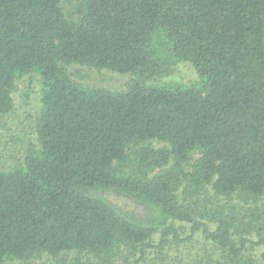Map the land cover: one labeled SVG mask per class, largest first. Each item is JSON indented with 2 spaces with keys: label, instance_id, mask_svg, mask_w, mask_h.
<instances>
[{
  "label": "trees",
  "instance_id": "obj_1",
  "mask_svg": "<svg viewBox=\"0 0 264 264\" xmlns=\"http://www.w3.org/2000/svg\"><path fill=\"white\" fill-rule=\"evenodd\" d=\"M69 2L0 0V123L15 79L41 82L38 148L0 171V264L70 255L55 263L146 264L169 256L184 229L217 254L167 264H258L264 0H80L73 19ZM154 38L202 85L86 90L68 73L80 65L156 76Z\"/></svg>",
  "mask_w": 264,
  "mask_h": 264
},
{
  "label": "rangeland",
  "instance_id": "obj_2",
  "mask_svg": "<svg viewBox=\"0 0 264 264\" xmlns=\"http://www.w3.org/2000/svg\"><path fill=\"white\" fill-rule=\"evenodd\" d=\"M79 1L70 0L66 5L65 13L70 19H73L76 4ZM152 46L163 63L161 72L156 76L122 75L107 69H95L80 65L70 66L68 73L76 84L86 90L102 89L110 92H120L136 81L151 86L202 85V79L193 67L189 63L175 59L169 46L163 40L154 38ZM40 91V78L35 73L22 75L15 79V88L12 92L13 110L2 117L0 123V171H9L19 167L26 155L37 150L38 144L34 133V125L41 110ZM154 145L160 146L158 143ZM108 199L124 211L132 212L142 218L145 216V209L142 206L126 203L116 195H110ZM217 200L223 203L221 198H217ZM261 205L264 206V199L261 201ZM181 239L182 243L173 246L172 250L169 251V256L163 257L162 255L152 254L146 264H155L156 257L159 258L156 260V264L159 263L160 259L164 261L161 264H167L177 257L181 261H188V259L202 260L205 257H213L217 254V252L215 254V249L210 247L201 237L198 235L191 236L188 229L183 230ZM262 251L263 249L259 247L252 252L257 258L258 264H264V259L261 256ZM71 256H62L54 260L48 256H43L29 263L6 261L3 264H56L57 261H69ZM114 264H131V261L128 263L120 258Z\"/></svg>",
  "mask_w": 264,
  "mask_h": 264
}]
</instances>
